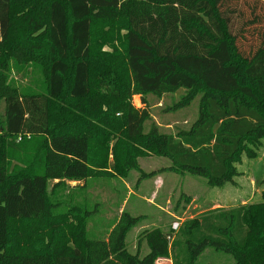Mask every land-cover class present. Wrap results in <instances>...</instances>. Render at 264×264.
Segmentation results:
<instances>
[{"label":"trees","instance_id":"1","mask_svg":"<svg viewBox=\"0 0 264 264\" xmlns=\"http://www.w3.org/2000/svg\"><path fill=\"white\" fill-rule=\"evenodd\" d=\"M196 98L185 125L153 112ZM263 148L264 0H0V264H196L210 247L264 264V190L143 229L135 251L141 216L124 210L93 238L87 197L65 193L152 177L148 157L223 187Z\"/></svg>","mask_w":264,"mask_h":264},{"label":"rangeland","instance_id":"2","mask_svg":"<svg viewBox=\"0 0 264 264\" xmlns=\"http://www.w3.org/2000/svg\"><path fill=\"white\" fill-rule=\"evenodd\" d=\"M21 79V78H20ZM19 79V80H20ZM20 82L26 83L25 80H20ZM19 83V81H18ZM183 89L176 92L174 95H167L164 98V107L167 106V104L172 105L175 101L180 99V95L183 93ZM140 96L136 95L134 96V103L137 106L141 105ZM198 105H199V98H196L192 104L189 106V108L186 109H180L176 111L174 114H168L166 111H160L161 109L154 108L153 112L158 120H160V116L163 120H174L179 121L178 123L185 125L186 120H189V122L193 121L196 117V113H198ZM162 107V108H164ZM174 115V116H173ZM146 160H149L145 162ZM264 148L262 150V154L260 157L253 161H244V163L239 164V169L242 171V173L236 177V184L233 183H227L223 187H212L207 184L206 179L203 177H198L193 175L195 180L198 182H201L200 184H197L199 187L202 188L199 192L202 196V201L198 203V201H195L194 204H199L197 209L193 208V204L190 206V208L187 210V205L183 207V211L178 210L180 213H178L179 216L182 218H188L191 217V215L197 214V211L203 209L206 210L208 208L207 201H211L212 199H215L217 197V200L224 202L225 199H233L238 195V193L246 194L249 190V194L252 195L253 201H259L261 197H259L261 192V185L258 183L259 180L264 179ZM146 163V164H145ZM170 161L167 158L162 157H153L152 159H145L142 161V165L146 170H151L152 168H158L162 169V166H165L169 164ZM156 171V170H155ZM253 171V172H252ZM147 172V171H146ZM255 173V174H254ZM163 176H169L173 177L174 175L170 173L162 174ZM140 177L139 172H132V175L128 179L129 186L131 188H135L134 185L136 183V178ZM188 176H192L188 174ZM248 176L254 177L257 179L255 180L254 187L256 188L255 193L252 194V188H248ZM179 177V176H178ZM176 177V178H178ZM184 179V178H183ZM154 180L150 179L148 182H153ZM124 181L117 179L116 177H97L90 179L87 182V186L82 189H71L70 191L66 190L65 193L67 194V197L73 198V201L82 203L84 201V197H87L88 200V206L87 208L89 210H95L92 214L89 224H88V234L90 237L93 238H103L104 235H106L112 228L113 224L116 222V218L118 217V205L121 203L120 199L125 195V184ZM182 182V181H181ZM70 187L76 186L79 184V182H69ZM262 183V182H261ZM52 185V183H51ZM149 185V184H148ZM264 187V185H263ZM51 188V187H50ZM65 188V187H64ZM79 188V187H77ZM191 188H194V186H191ZM149 189V188H148ZM62 191V189H61ZM163 192H161V196H163ZM183 197L186 198V193H182ZM180 192H175L171 198V206H173L176 203L177 198H179ZM155 199L159 202L161 200L158 196L155 197ZM193 199V198H192ZM205 200V201H204ZM133 200H131L132 202ZM204 201V203H203ZM163 203V202H162ZM184 203H186L184 201ZM190 203V202H189ZM130 204L128 205L130 210ZM164 205V204H163ZM147 208V207H145ZM146 214V217L142 220V225H148L153 223L152 219L154 218V222H158V226L165 225L164 223L167 222L168 226L170 223L173 224V222H181L178 219H174V217L167 216V220L164 219V213L160 214V211L157 209L147 208L144 210ZM167 226H164L163 228H166ZM143 230V229H141ZM134 232H130L128 234V242L130 248L135 251L137 246V241H135V237L133 235ZM135 246V247H133ZM157 264H172L170 260L162 258L161 260L156 261ZM196 264H234L233 256L230 254H226L223 252H217L213 248H207L204 253L198 258L196 261Z\"/></svg>","mask_w":264,"mask_h":264},{"label":"crops","instance_id":"3","mask_svg":"<svg viewBox=\"0 0 264 264\" xmlns=\"http://www.w3.org/2000/svg\"><path fill=\"white\" fill-rule=\"evenodd\" d=\"M152 158L153 157H148L145 159H152ZM145 159H142L140 161L142 168L147 172H152V171L156 170L155 171L156 174L152 177H147L144 179H140L137 176V178H136L137 180H136V183L134 185L135 188H131L129 186L128 180L126 181L122 178L116 177L117 179L124 181L123 183L127 187V188H125V195L120 199L121 203L118 205V214L120 215V213H122V211L125 210V211H128L129 213H131L133 216H141L142 217L141 220L138 221L137 225L130 231V232H134L133 235L135 237V241L138 240V235H139V232L141 231V229H146V228L158 226L157 225L158 222H154V218L152 219L153 223L148 224V225L147 224L142 225L141 222L146 217V214L143 213L145 209H147V208H152L155 210L157 209L158 211H160V214L164 213V217H165L164 219L167 220L166 217L171 216V217H174L175 220L178 219L182 222L185 218H182L181 216L178 215V213H180L178 210L183 211V207L186 205L188 207L187 208V210H188L192 204H193V208L197 209V207L199 206L198 203H200L202 201L201 195H203V194L199 195V192L202 188H198L199 186L197 185V184H200L201 182H198V180L196 181L195 178H193L194 177L193 175L188 176L189 173H187V172L179 173V172H175V171H171V170H161L158 168H152L151 170H146L144 168V166L142 165V161ZM245 160L246 161H253V160H248V159L244 158L242 163H244ZM147 161H149V160H146L145 162H147ZM170 165H171V163H169L165 166H162V168L168 167ZM238 168H239V166H238ZM239 171L242 172L240 169H239ZM166 173L167 174L170 173L174 176L169 177L166 175H164V176L162 175V174H166ZM176 177H178V178H176ZM150 179L151 180L153 179L154 181L148 182ZM236 180L237 179L235 178V182L233 184H236ZM255 180L257 181V179H255L254 177L248 176L247 186H249L248 188H252V191H253L252 194H254L255 190H256V188L254 187ZM258 183L262 187V189H261V192H262V190H264V187H263L264 179L259 180ZM191 186H194V188H191ZM161 192L164 193L163 196L160 195ZM175 192H180V196H179V198H177L176 203L173 206H171V204H172L171 198ZM261 192H260L259 197H261ZM182 193H186L187 197L184 198L182 196L183 195ZM249 193H250L249 190L247 191L246 194L238 193V195H236L235 198L225 199L224 202L217 200V197H215V199H212L211 201H207L208 208L206 210L217 208V207H231V206H235V205H239V204H246L248 202H254L253 201L254 199H252V195ZM156 196L159 197L161 202L160 201L158 202L155 199ZM131 200H133V201L131 202ZM184 201L186 203H184ZM195 201H198V203L194 204ZM204 201H203V203H204ZM129 203H131L130 204V210L128 207ZM145 207H147V208H145ZM206 210L201 209V210L197 211V214L191 215V217L197 216ZM119 215H118V218H119ZM116 221H117V218H116ZM164 224L165 225L159 226V227H164V226L168 227L167 222H165ZM169 225L172 226V223H170ZM127 239H128V236H127ZM133 247H135V246H133ZM161 259L162 258H159L158 260H161ZM168 260H170V259H168ZM170 262L172 263L171 260H170Z\"/></svg>","mask_w":264,"mask_h":264},{"label":"built area","instance_id":"4","mask_svg":"<svg viewBox=\"0 0 264 264\" xmlns=\"http://www.w3.org/2000/svg\"><path fill=\"white\" fill-rule=\"evenodd\" d=\"M19 139H21V137H19ZM179 222H177V221H175V222H173V224H172V228L173 229H177L178 227H179Z\"/></svg>","mask_w":264,"mask_h":264}]
</instances>
